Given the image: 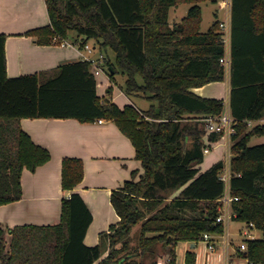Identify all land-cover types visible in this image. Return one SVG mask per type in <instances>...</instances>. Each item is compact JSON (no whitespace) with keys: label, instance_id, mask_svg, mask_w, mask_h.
I'll return each instance as SVG.
<instances>
[{"label":"trees","instance_id":"16d2710c","mask_svg":"<svg viewBox=\"0 0 264 264\" xmlns=\"http://www.w3.org/2000/svg\"><path fill=\"white\" fill-rule=\"evenodd\" d=\"M45 1L50 23L27 34L40 44L54 43L57 36L73 37L80 47L96 38L101 49L115 53V62L107 55L108 73L126 74L125 93L146 97L151 107L121 108L110 96L98 95L88 60L8 77L7 35L0 33V205L22 198L25 168L35 171L51 158V152L21 126L25 117L113 120L133 142L144 171L139 179L126 180L113 190L111 201L120 220L101 233L98 244L84 243L93 214L74 192L63 198L57 224L12 229L0 224V264H160L161 252L171 257L165 264H177L179 241L198 243L206 232H224L218 216L226 194L221 178L225 161L204 171L199 165L205 157L204 118L222 114L225 103L191 90L226 77L219 20L201 31V3L208 0ZM180 3L192 6L180 23L171 25L170 8ZM231 4L230 107L236 133L230 204L234 219L262 229V238L246 240L243 256L251 264H264V142L250 143L254 136H264V122H259L264 118V0ZM209 137L218 140L220 134ZM83 177L80 158L63 159L64 189H74ZM7 233L12 235L10 242ZM195 261L196 255L189 253L188 264Z\"/></svg>","mask_w":264,"mask_h":264},{"label":"crops","instance_id":"0c3cea01","mask_svg":"<svg viewBox=\"0 0 264 264\" xmlns=\"http://www.w3.org/2000/svg\"><path fill=\"white\" fill-rule=\"evenodd\" d=\"M181 4L190 3H180L172 7H178ZM190 5L192 6V4ZM175 14L177 19L173 23L170 21L171 25L180 23L188 13L187 11L181 13L177 8ZM226 15V20H223L228 24V37L227 39L224 37L225 57L229 60V65H224L226 77L222 81H211L201 86L192 87L191 90L202 97L223 99L225 110L231 114V10ZM49 23L50 17L45 0H0V33L7 35L5 53L8 77L35 74L53 69L66 62L82 59L81 53L93 59H98L102 53L105 56L102 63L103 69L100 74L95 76L98 95L111 96L112 100L121 108L128 104L135 105L141 110H148L151 107V102L146 97L128 95L123 89L117 87L116 77L121 72L115 74L114 77L108 74L106 67L109 68L107 61L109 53L101 49L99 44L91 45L87 41L93 48L90 52L85 48L81 49L78 43H74L70 39H66L69 42L68 46H61L57 42L40 44L33 35L27 34L28 31ZM103 73L108 75L105 80L100 79ZM110 89H112L111 92ZM143 101H147V105H143ZM259 122H264V118ZM20 123L36 144L51 152V158L35 171L24 169L21 178L23 196L19 200L0 205V224L9 229L24 224H57L61 219L63 198H69L72 193L77 192L93 214V220L85 234L84 243L89 246L98 244L101 233L109 232L110 226L120 220L111 201L113 190L121 188L126 180L139 179L144 171L142 162L136 157L133 142L113 120L105 118L101 123L99 119L82 122L76 118L25 117L20 120ZM257 137L264 139V136ZM226 139V136L225 138L220 136L214 147L222 148V158H210L211 162L207 168L218 160L227 162L228 157L231 160L233 154L232 150L228 148ZM66 157L80 158L84 164L83 180L72 190L64 189L62 186V163ZM200 168L201 171L207 169ZM177 194L178 192L175 193V195ZM225 206L232 210L231 204ZM229 226L230 221L228 229ZM139 227L140 225L135 226L134 232H137ZM246 233L248 234V232ZM11 237V233H7L8 242ZM214 239L217 249L212 253L216 254L219 259L221 255L219 250L222 246L224 264H251L243 256L245 250L238 249L241 244L234 245V241L232 242L230 238V245L224 246L221 235H214ZM192 244L191 241L177 243V260L181 254L180 248H184L183 258L187 261L188 254L194 253L196 255L194 264L197 263L198 253L192 250L197 246V243ZM204 245L202 264H208L210 251L206 249L205 242ZM106 255L107 253L103 257ZM160 255L162 257L169 254L161 252ZM97 263L98 261L95 262V264Z\"/></svg>","mask_w":264,"mask_h":264},{"label":"rangeland","instance_id":"374dc122","mask_svg":"<svg viewBox=\"0 0 264 264\" xmlns=\"http://www.w3.org/2000/svg\"><path fill=\"white\" fill-rule=\"evenodd\" d=\"M190 4H181L178 7H172L169 13V21H171V23H173L175 21V19H177L175 12L177 11V8L179 9V12L181 13H187L189 12L190 9ZM202 6V22H201V31L205 32L207 31L212 24L216 21V20H226V17L231 8H232V4H231V0H208L205 2L201 3ZM221 21H219V28L221 30L222 27L220 26ZM72 32L71 36H74L75 33ZM73 40V37L70 38V41ZM89 43L91 45H98V41L96 38H91L88 40ZM108 53L110 56V59L112 60V62L116 61V56L115 53L110 49L108 50ZM110 61V60H108ZM109 65V62H108ZM110 66V65H109ZM106 70L108 71V67H106ZM110 74V73H108ZM108 77L107 74L103 73L100 76V79L105 80ZM112 77V76H111ZM117 84L120 89H122V86L125 85L126 83V79H127V75L124 74L121 71V74L117 75ZM139 81L140 83H143V80L141 77H139ZM111 97V96H110ZM143 105H147V101H143ZM264 139H259L257 136H255L252 141H251V145H254L256 143H261L263 142ZM215 146L212 147L211 151L207 154H205V158L203 160V162L199 165V167H202V169H206L209 165L210 158L213 157H219L222 158V154H223V150L222 148H214ZM210 167V166H209ZM208 169V168H207ZM229 230H230V238L232 239V242L234 241V245H240L241 242H243L244 240L247 239H251V238H262L263 237V231L260 228L254 227V226H250L248 223L243 222V221H239L236 220L234 218H232L230 220V226H229ZM134 232V230H133ZM245 232H248V234ZM136 233V232H134ZM135 243V241H133ZM190 248V245H188ZM204 242L203 241H199L197 243V246L195 248H193L192 250L197 251L198 253V260L196 264H202V260H203V250H204ZM183 249L184 248H180V256H178V260H177V264H186L187 261L186 259L183 258ZM220 257L219 259H217L216 254L210 252V256L208 259V264H224V260L222 258V254H223V247H220ZM218 251V253H219ZM161 254V253H160ZM159 254L158 258L159 259L161 257V255ZM205 259V258H204ZM241 264H245V263H241Z\"/></svg>","mask_w":264,"mask_h":264},{"label":"built area","instance_id":"2783aa9c","mask_svg":"<svg viewBox=\"0 0 264 264\" xmlns=\"http://www.w3.org/2000/svg\"><path fill=\"white\" fill-rule=\"evenodd\" d=\"M220 26L223 29L224 37L227 39L228 37V24L222 21L220 23ZM60 40L58 42L61 46H68L69 42L66 41L65 38H61L60 36H57L54 38V41ZM81 49H86L88 51H92L93 48L88 43L85 44L84 47H80ZM83 60H88L92 63V71L95 76L101 73L102 71V63L105 60V56L101 53L100 57L98 59L90 58L84 54H82ZM221 61L224 65H229V60L224 56L221 58ZM204 121L206 122V138L203 145V153L204 155L209 153L213 146L218 142V140H213L209 136L212 133H219L222 138H225L226 136V142L228 145L229 150H232L233 140L232 136L236 133V121L232 117V115L228 111H224L222 114L219 115H209L204 118ZM99 122H103V119H99ZM230 155V152H229ZM230 157H228L227 162H225V167L223 168V171L221 173V178L226 183V194L223 198H221V201L223 202L220 206V214L218 216V221L222 222L224 224V232L222 234H213L206 232L204 233L202 241L206 244V249L210 252H214L217 249L216 241L214 239V235H221L223 237L222 243L224 246H228L231 243L230 239V233L228 229V222L233 218V210H229L225 205H228L231 203V201L234 199L233 197H230L229 195V182L231 178V169H230ZM239 250H246L247 249V242L241 243V245L238 248ZM171 260L170 255L162 256L158 259V263L165 264L168 263ZM192 264V263H191Z\"/></svg>","mask_w":264,"mask_h":264},{"label":"water","instance_id":"95a60500","mask_svg":"<svg viewBox=\"0 0 264 264\" xmlns=\"http://www.w3.org/2000/svg\"><path fill=\"white\" fill-rule=\"evenodd\" d=\"M157 111H159V109H157ZM192 245H195V243H193Z\"/></svg>","mask_w":264,"mask_h":264}]
</instances>
